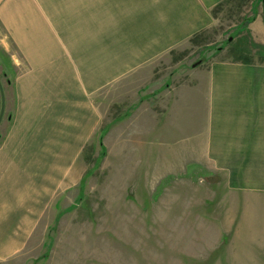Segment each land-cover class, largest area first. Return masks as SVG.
Instances as JSON below:
<instances>
[{
	"label": "rangeland",
	"instance_id": "obj_1",
	"mask_svg": "<svg viewBox=\"0 0 264 264\" xmlns=\"http://www.w3.org/2000/svg\"><path fill=\"white\" fill-rule=\"evenodd\" d=\"M133 1L63 0L79 9L89 3L96 24L104 12L96 68L104 49L119 52L137 29ZM210 14V26L136 68L137 81L96 89V129L64 163L22 248L0 264H264V177L217 168L197 130L183 142V131L167 122L172 96L212 61L264 63V0H220ZM3 29L0 23V37L10 41ZM15 54L0 43V57ZM13 79L0 73L9 91Z\"/></svg>",
	"mask_w": 264,
	"mask_h": 264
},
{
	"label": "crops",
	"instance_id": "obj_2",
	"mask_svg": "<svg viewBox=\"0 0 264 264\" xmlns=\"http://www.w3.org/2000/svg\"><path fill=\"white\" fill-rule=\"evenodd\" d=\"M219 1L134 0L137 29L119 52L104 49L96 68L95 31L105 25L104 12L96 24L89 3L79 9L63 0H0V23L10 33V41L0 37L1 47L17 53L0 57L1 75L14 76L11 91L4 86L0 125L1 258L22 248L47 208L48 192L61 182L64 163L76 160L96 129V89L135 76L158 52L210 26ZM202 74L172 96L170 128L183 131V142L197 130L209 161L232 176L264 177V63L217 59ZM1 102L0 91V109Z\"/></svg>",
	"mask_w": 264,
	"mask_h": 264
},
{
	"label": "water",
	"instance_id": "obj_3",
	"mask_svg": "<svg viewBox=\"0 0 264 264\" xmlns=\"http://www.w3.org/2000/svg\"><path fill=\"white\" fill-rule=\"evenodd\" d=\"M0 91H1V96H2L1 110H0V125H1L4 115H5V109H6V97H5V92H4V88H3L1 80H0Z\"/></svg>",
	"mask_w": 264,
	"mask_h": 264
}]
</instances>
